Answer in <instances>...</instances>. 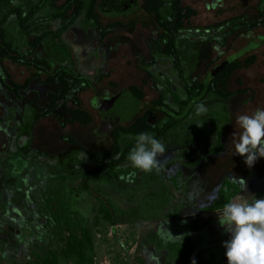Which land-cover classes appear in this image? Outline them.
<instances>
[{
	"label": "rangeland",
	"instance_id": "1",
	"mask_svg": "<svg viewBox=\"0 0 264 264\" xmlns=\"http://www.w3.org/2000/svg\"><path fill=\"white\" fill-rule=\"evenodd\" d=\"M182 6L197 13L181 33L178 43L182 56L196 53L182 64L186 81H206L220 66L255 57L254 64L237 71L228 84L230 92L244 90L246 93L234 97L227 104L229 124L222 134V153L211 154L204 159L198 153L204 148L210 150L216 141L208 118L217 103L206 100L203 102L208 109L206 114L198 115L196 108L185 122L161 141L166 152L158 158L160 165L156 176L150 178L156 180L155 185L148 184L142 188V180L135 179L129 189L118 178L109 179L103 173L89 183L90 195L76 193L79 180L71 181V177L79 169L88 171L98 165L84 158L77 148L68 146L63 138L70 136L89 151L106 150L111 140L100 130L106 131L111 122L124 117L110 111L102 124L101 117L90 106L92 101L107 94L114 97L107 104L112 109L120 103L118 95L126 93L129 86H137L144 92V102H149L156 98L159 86L155 88L146 72L166 92L167 82L173 90L179 91L181 87L170 59L153 60L156 57L153 45L156 35L152 29L142 27L145 16L137 8L100 16L103 26H124L115 27L101 45L97 43L94 32L85 28L82 18H79L63 33L61 40L71 50L76 70L93 83L91 90L79 96L83 107L92 116L90 125H72L62 130L53 119L36 121L27 105L16 104L0 93V192L5 198L4 204L0 205V219L13 223L17 235V239L0 237V264H170L165 261L163 253L154 251L149 235L172 217L173 208L179 203L181 215L194 214V210L198 212L195 215L201 214L199 211L212 202L224 179L236 183L240 191L245 182L243 195L258 199L256 194L264 190V177L262 180L253 177L244 181L242 178L246 173L256 172L264 157L248 167L244 157L233 152L241 132L237 117L251 115L257 108H264V40L258 39L264 37V5L261 0H182ZM238 16L254 23L263 22V26L246 37L236 33L221 46L222 34L210 28ZM130 23L134 26L129 27ZM11 24L9 21L7 26ZM65 24L66 21L51 22L38 26L35 33L56 31ZM30 59L43 66L48 62L53 66H68L58 55H50L48 49L39 51ZM6 65L18 82L29 74L23 67ZM100 74L107 77L95 82ZM144 81L147 84L142 87ZM119 106L122 109L125 104ZM130 107L131 111L126 113L129 118L139 108L134 102ZM8 109L14 112L12 120L17 125L15 132L20 133L18 139H14V131L5 126ZM102 110L108 112L110 109L103 107ZM36 152L44 153L48 158H38L34 155ZM185 158L188 160L182 161ZM193 162L196 163L188 175V186L177 192L170 183L171 178L181 169L180 166ZM130 164L127 159L121 168ZM56 176L66 180L49 181ZM50 186L60 192V200L69 214L70 227L75 229L74 239L65 224L54 220L57 203L49 207L50 212L43 206L40 192ZM195 222V234L207 238L206 234L213 230L219 242L217 256L208 263L202 260L200 264H227L223 242L230 239V234L220 225L219 218L202 217Z\"/></svg>",
	"mask_w": 264,
	"mask_h": 264
},
{
	"label": "trees",
	"instance_id": "2",
	"mask_svg": "<svg viewBox=\"0 0 264 264\" xmlns=\"http://www.w3.org/2000/svg\"><path fill=\"white\" fill-rule=\"evenodd\" d=\"M261 2L264 5V0ZM136 8L145 16V20L141 23L142 27L152 29L156 35V40L153 41L156 57L153 60L170 59L172 70L176 73L181 87L179 91L173 90L167 82L168 90L166 92L163 86L146 72V75L152 79L155 88L159 87L156 88V98L145 103L142 88L129 86L127 94L134 103L138 104V111L129 119L111 123V127L107 129L111 145L106 150L90 152L80 146L72 137L65 136L63 138L68 146L77 148L78 152L83 153L89 161L110 160L97 169L85 173L79 169L75 172L71 181L80 180L76 190L78 194L87 193L90 195L89 182L93 177L103 172H107L109 179L119 178L121 183L129 189L132 186L127 182L134 183L135 179L142 180V188L148 184L155 185L156 180L152 181L150 178L156 176V170L151 173H144L131 165L124 169L121 168L135 145L134 137L139 133L148 132L162 141L169 132L178 128L190 117L198 104L206 100L217 103L215 110L211 112L208 118L216 141L210 150L204 148L198 153L201 154L202 159L211 154L220 155L223 150V144H221L223 130L229 124L227 104L234 97L246 93L244 90L230 92L228 84L237 71L247 69L254 64L255 57L253 56L242 61L234 60L220 66L206 81L193 79L188 82L185 80L182 64L191 60L196 53L189 52V55L183 54L182 56L178 50V43L183 30L196 17L195 10L182 6V0H140L139 2L134 0L133 4L123 12L135 11ZM104 11L101 0H0V93L8 96L16 104L27 105L29 111L34 113L36 121L53 119L62 130L72 125H90L92 116L83 107L79 96L91 90L93 83L76 70L72 52L61 40V36L79 18H82V25L94 32L98 44L101 45L104 39L114 32L115 27H124L122 24L103 26L100 16L105 14ZM9 21H12L11 26H7ZM58 21H66V24L56 31L45 30L35 33L38 26ZM262 23H254L244 16H238L217 23L210 29H215L222 34V43L220 44L222 46L228 38L234 37L236 33H239V36L247 35L258 27V24L263 25ZM131 26L134 24L130 23L129 27ZM28 36L31 37L30 40ZM45 49H48L50 55H58L62 62L67 63L68 66L63 64L53 66L51 62H48L46 67L31 61L32 56ZM6 64L19 68L23 67L29 71V74L22 82H18ZM105 77L107 76L101 74L95 82H100ZM146 84L145 81L142 82V87ZM237 84L241 85L239 80H237ZM112 86L114 85L112 84ZM113 98L107 94L99 95L90 106L95 110L106 107V104ZM13 114L12 109L7 110L5 126L14 131V139H18L20 133L15 132L17 125L12 120ZM200 144L205 146L202 142ZM34 155L38 158H48L40 152H36ZM256 174L263 176L264 163L257 172L248 175ZM54 179L61 182L66 180L62 176H56L49 181H54ZM171 182L174 189L179 190L176 178L172 179ZM238 192L239 187L235 183L224 179L219 186L216 198L199 212L221 210ZM40 196L43 206L48 212H50L49 207L57 203L56 214L53 216L54 220L58 224H65L71 230V237L73 238L75 229L70 227L69 214L64 203L60 200L59 190L53 189L51 186L46 187L41 190ZM257 197H264V191L260 192ZM96 200L102 202L101 199L97 198ZM4 202V194L0 192V205H3ZM195 213L198 212L195 211ZM174 216L172 214V217ZM191 223L192 225L196 224L195 221H191ZM15 232L13 223L7 219H0V237L17 239ZM149 242L154 251L164 253L165 261L170 264H192L193 259L196 264H200L194 254L196 244L188 237L178 242H163L156 234L150 233Z\"/></svg>",
	"mask_w": 264,
	"mask_h": 264
},
{
	"label": "clouds",
	"instance_id": "3",
	"mask_svg": "<svg viewBox=\"0 0 264 264\" xmlns=\"http://www.w3.org/2000/svg\"><path fill=\"white\" fill-rule=\"evenodd\" d=\"M196 111L203 115L208 109L201 103ZM236 122L241 132L233 154L244 157L245 165L252 167L264 157V108L240 115ZM134 139L135 145L128 154L131 166L144 173L159 171L158 158L165 154V145L148 132L139 133ZM242 191H246L245 182ZM219 223L230 234V239L223 242L227 264H264V199L238 195L219 211ZM192 264H196L194 259Z\"/></svg>",
	"mask_w": 264,
	"mask_h": 264
},
{
	"label": "flooded vegetation",
	"instance_id": "4",
	"mask_svg": "<svg viewBox=\"0 0 264 264\" xmlns=\"http://www.w3.org/2000/svg\"><path fill=\"white\" fill-rule=\"evenodd\" d=\"M261 26H263V25H260V24H258V27H256V28H254L251 32H249L247 35H243L242 37H246V36H248V35H250V34H252L253 32H255L257 29H260L261 28ZM258 39H262V40H264V37L263 38H258ZM73 43H75V41L73 42ZM98 43V42H97ZM258 47V46H257ZM255 49V48H254ZM101 75V74H100ZM128 94H127V92L126 93H124V94H121V95H118L120 98H121V100L119 101V102H121L122 101V99H124V97L125 96H127ZM124 96V97H123ZM117 97V96H116ZM133 102V101H132ZM107 104H109V103H107ZM106 104V105H107ZM120 104V103H119ZM115 106H116V104H115ZM115 106H113V107H115ZM107 107V106H106ZM105 107V108H106ZM103 108V107H102ZM102 108H100V109H97V110H95V111H97V113L99 114V116H100V110H102ZM107 109H111L110 107H108ZM101 117V116H100ZM128 122V121H127ZM101 123L102 124H104L105 123V120L104 119H102L101 118ZM101 124V125H102ZM101 127V126H100ZM99 129H101V128H99ZM106 134H108L109 135V133H106ZM165 138V137H164ZM164 140V139H163ZM80 145V144H79ZM81 146V145H80ZM83 147V146H82ZM84 148V147H83ZM85 149V148H84ZM78 150V149H77ZM85 150H87V149H85ZM87 151H89V150H87ZM90 152H95V151H90ZM82 156H84L83 155V153H81V152H79ZM176 156H178V158H180V155H178V154H176ZM183 156H185V153H184V155ZM85 157V156H84ZM87 159V158H86ZM88 160V159H87ZM188 159L187 158H185V159H183L182 161H187ZM110 160H104V161H102V162H100V161H91V162H94V163H96L98 166L97 167H95V168H93L92 170H94V169H97L98 167H100L103 163H106V162H109ZM195 163L196 162H193V163H191V164H188V165H182V166H180L181 167V169H179V171L175 174V175H173V177L171 178V180L172 179H175L176 178V180H177V185H178V187H179V190H177V192H181L183 189H184V187H187L188 186V181H189V179H188V175L190 176L191 174V172H193V168H194V166H195ZM264 163V159H263V161L261 162V164H260V166L262 165ZM131 165V164H130ZM130 165H127L126 166V168L127 167H129ZM259 166V167H260ZM193 167V168H192ZM259 167H258V169H259ZM88 171H90V170H88ZM258 171V170H257ZM256 171V172H257ZM86 171H84V173H85ZM104 174H105V176L107 177V172H103ZM103 173H101V174H103ZM252 173H255V172H252ZM101 174H99V175H101ZM249 173H246L245 175H244V177L242 178V180L244 181V180H248V179H250V178H253V177H256V178H258L259 180H262L263 179V177H264V174H263V176L261 177L259 174H256V175H252V176H250V175H248ZM99 175H97V176H99ZM97 176H95V177H93V179L94 178H96ZM135 176V175H134ZM132 177H133V175H132ZM92 179V180H93ZM119 179V178H118ZM91 180V181H92ZM90 181V182H91ZM128 181V180H127ZM79 182H80V180H79ZM89 182V183H90ZM128 184H130V185H133V182H127ZM171 184H172V187H173V183L172 182H170ZM222 183V182H221ZM234 183V182H233ZM236 184V183H235ZM237 185V184H236ZM238 186V185H237ZM239 187V186H238ZM174 188V187H173ZM175 190V189H174ZM264 191V190H263ZM260 192H262V191H260ZM260 192H258L257 194H256V197H257V195L260 193ZM242 193V195H243V192H241L240 191V188H239V192L237 193V195L234 197V198H236L238 195H240ZM217 194V193H216ZM245 195V194H244ZM246 196V195H245ZM215 198H216V196H215ZM214 198V199H215ZM233 198V199H234ZM258 199H262V198H264V197H262V198H260V197H257ZM213 199V200H214ZM212 200V201H213ZM232 200V199H231ZM230 200V201H231ZM181 209V204L179 203L176 207H174L173 208V212H172V214H174L175 216L174 217H170L169 219H168V221L167 222H165V223H162L160 226H159V228L157 229V231H153V232H151V233H153V234H156L159 238H161L162 240H163V242H168V241H171V242H178V241H180V240H182L183 238H185V237H188L192 242H194L195 244H196V247H195V250H194V254L197 256V258H198V260H199V262L201 263V261L203 260L204 262H207L208 263V261L212 258V257H214V256H217V254L219 253V242H218V239L216 238V236H215V234H214V231L213 230H211V231H209L208 232V234H206V236H207V238H202V237H200V236H198L197 234H195V229H194V226L196 225V224H193L192 225V223H191V221H196V219H193L192 218V216H196L195 214V210H194V214L192 213V214H189V215H184V214H180V212H179V210ZM176 212V213H175ZM177 214H179V215H177ZM201 214H203V213H201ZM179 219H183V220H179ZM200 231H202V230H200ZM16 233V232H15ZM164 254V253H163Z\"/></svg>",
	"mask_w": 264,
	"mask_h": 264
},
{
	"label": "water",
	"instance_id": "5",
	"mask_svg": "<svg viewBox=\"0 0 264 264\" xmlns=\"http://www.w3.org/2000/svg\"><path fill=\"white\" fill-rule=\"evenodd\" d=\"M133 2H134V0H101V5L104 7L105 13H121L125 9H128L133 4ZM132 101L133 100L129 95L125 96L124 99H122V101L120 102V104L121 103L125 104V106L122 109H119L122 106H119L120 104L118 103L117 106L113 107L108 112H106V110H100L101 118L105 120L108 117L107 113H109L111 111V113H114L115 115L120 114L118 116H124L123 118H121V120L129 119V117H126V115L131 111L130 105H132ZM118 121H120V119H118L117 122ZM113 122H111V123H113ZM111 123L108 126H106V131L105 130L101 131L99 129L100 133L106 134L107 129H109V127H111ZM219 211L206 212L203 214L192 216V218L197 219V218H202V217H211L213 219H218L219 218ZM179 220H183V219H179Z\"/></svg>",
	"mask_w": 264,
	"mask_h": 264
}]
</instances>
